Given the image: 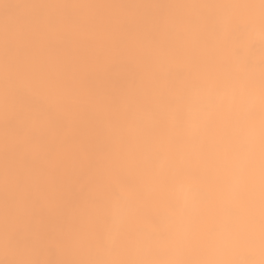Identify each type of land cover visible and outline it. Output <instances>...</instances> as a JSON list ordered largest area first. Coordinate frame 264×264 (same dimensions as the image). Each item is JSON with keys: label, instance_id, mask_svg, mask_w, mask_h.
<instances>
[{"label": "snow or ice", "instance_id": "obj_1", "mask_svg": "<svg viewBox=\"0 0 264 264\" xmlns=\"http://www.w3.org/2000/svg\"><path fill=\"white\" fill-rule=\"evenodd\" d=\"M0 264H264V0H0Z\"/></svg>", "mask_w": 264, "mask_h": 264}, {"label": "bare ground", "instance_id": "obj_2", "mask_svg": "<svg viewBox=\"0 0 264 264\" xmlns=\"http://www.w3.org/2000/svg\"><path fill=\"white\" fill-rule=\"evenodd\" d=\"M15 2V0H9ZM51 2L60 3H189L200 2V0H51ZM218 2H237V0H218ZM243 2V0H239ZM181 15V12L177 13Z\"/></svg>", "mask_w": 264, "mask_h": 264}]
</instances>
